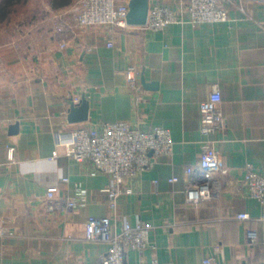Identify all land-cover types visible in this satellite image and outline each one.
<instances>
[{"label": "crops", "instance_id": "crops-1", "mask_svg": "<svg viewBox=\"0 0 264 264\" xmlns=\"http://www.w3.org/2000/svg\"><path fill=\"white\" fill-rule=\"evenodd\" d=\"M185 1L149 4L179 12ZM48 3L44 18L0 42V264H97L109 245L86 239L91 215L110 217L113 232L126 221L152 225L143 253L126 251L131 263L213 258V264H264V204L243 181L248 164L264 175V0H233L225 21L118 30L114 47L105 26L56 33L52 17L61 10ZM62 35L69 40L64 49ZM130 65L139 70V95L127 83ZM143 78L155 86H145ZM214 85L225 128L212 138L227 172L215 174L210 196L189 202L185 168L200 161V103ZM76 97L87 99L89 118L70 123ZM114 121L167 128L173 149L125 178L130 191L120 193L112 209L111 175L70 157L67 143L77 124ZM58 134L64 135L60 143ZM174 176L178 180L170 182ZM52 186L59 198H76L78 205L72 211L49 205ZM239 213L250 219H237Z\"/></svg>", "mask_w": 264, "mask_h": 264}, {"label": "built area", "instance_id": "built-area-1", "mask_svg": "<svg viewBox=\"0 0 264 264\" xmlns=\"http://www.w3.org/2000/svg\"><path fill=\"white\" fill-rule=\"evenodd\" d=\"M232 1L186 0L179 12L157 4L150 7L145 25L134 26L127 22L128 0H78L72 7H61V12L54 17L53 26L54 31L59 34H64L67 29L75 27L105 26L111 35L107 44L109 47H114V38L118 30L141 27L158 31L172 23L186 20L194 24L225 21L228 19V4ZM68 44L69 40L62 35L59 41L60 48L64 49ZM138 74L139 70L135 65H130L126 70L128 86L136 95H139L143 88ZM74 101L78 103L80 98L76 97ZM221 102V91L217 85H214L207 98L200 103V128L202 134L205 135V140L202 144L199 163L185 168L187 177L185 194L189 202H199L210 196V183L214 180L215 174L227 172L223 166L222 155L217 148V141L212 138L214 134L225 128L220 109ZM68 136L67 153L70 157L76 161H90L99 171L111 175L112 183L108 192L112 209L116 207L119 194L130 191L124 184L125 178H132L150 168L154 164L155 157L169 154L173 149V139L169 129L158 126L149 130H141L132 127L126 121L103 122L94 125L77 124L69 131ZM63 137V134H58L57 141L60 143ZM8 151L13 157L15 148L10 146ZM63 180L68 181V178ZM177 180L178 177L174 176L170 182ZM243 181L250 195L264 204V175L248 164ZM56 191L57 187H49L47 192L49 205L66 211H72L78 205L76 198H59ZM236 218L248 220L250 215L239 213ZM151 229L152 225L146 221H140L135 226L126 221L120 232H113L110 217L91 215L86 221L85 233L87 240L109 245L108 250L100 257L97 264H164L155 258L150 261L141 259L137 263L127 260L126 251L128 249L142 254L149 246ZM4 232V226L0 223V235ZM255 239V231L250 230L248 241L253 243ZM213 262V258L205 260V264H213Z\"/></svg>", "mask_w": 264, "mask_h": 264}, {"label": "rangeland", "instance_id": "rangeland-1", "mask_svg": "<svg viewBox=\"0 0 264 264\" xmlns=\"http://www.w3.org/2000/svg\"><path fill=\"white\" fill-rule=\"evenodd\" d=\"M2 2L3 0H0V4ZM48 2H50V0H26L12 6L7 16L0 19V42L11 39L14 35H16L18 30L19 34H23L22 30H24L25 27H28L30 25L29 23H37L41 18H44L45 11L42 9L46 8V5L49 4ZM77 2L78 0H72L68 7L74 6ZM51 7L53 9H58L54 8L52 5ZM60 9L61 8H59V10ZM54 17L55 15L52 17L53 20Z\"/></svg>", "mask_w": 264, "mask_h": 264}, {"label": "water", "instance_id": "water-1", "mask_svg": "<svg viewBox=\"0 0 264 264\" xmlns=\"http://www.w3.org/2000/svg\"><path fill=\"white\" fill-rule=\"evenodd\" d=\"M150 4L149 0H129V11L127 14V22L129 25L143 26L147 23ZM143 84L149 85L143 78ZM89 118V103L85 97H83L79 103L71 102V106L68 113V120L70 123L84 122Z\"/></svg>", "mask_w": 264, "mask_h": 264}, {"label": "trees", "instance_id": "trees-1", "mask_svg": "<svg viewBox=\"0 0 264 264\" xmlns=\"http://www.w3.org/2000/svg\"><path fill=\"white\" fill-rule=\"evenodd\" d=\"M26 0H3L0 4V19H3L10 12V8L17 3L23 2ZM72 0H51V5L54 8H61L70 5Z\"/></svg>", "mask_w": 264, "mask_h": 264}]
</instances>
